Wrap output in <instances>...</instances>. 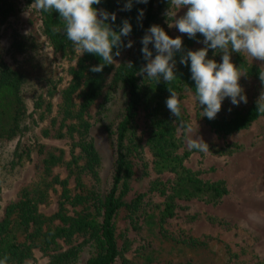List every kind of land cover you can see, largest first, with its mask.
I'll return each instance as SVG.
<instances>
[{"label": "rangeland", "instance_id": "obj_1", "mask_svg": "<svg viewBox=\"0 0 264 264\" xmlns=\"http://www.w3.org/2000/svg\"><path fill=\"white\" fill-rule=\"evenodd\" d=\"M32 3L18 2L15 12L0 25L1 56L8 65L24 74L27 105L23 134L0 142V219L5 205L17 199L24 189L30 194L35 191L42 195L44 200L39 204V211L49 216L61 202L64 203L63 182L72 196H83L87 192L102 194L109 188L114 171L115 122L110 134V131L98 130V120L109 109L111 117L121 110L124 91L121 88L111 91L109 85L113 70L134 53L133 47H126L114 59L102 95L87 112L92 123L90 135L94 134L101 155L97 175L90 174L82 168V144L86 137L73 128L76 120L72 113L66 114L62 109V92L69 85L71 71L77 67L82 55L52 49L39 11L29 9ZM169 8L168 0L157 25L172 38L185 37L175 27H169L172 22L166 15ZM186 11V6L179 9L176 18ZM203 39L202 35L199 36L194 47L204 46L198 42ZM152 51L154 58L157 53L155 49ZM243 57L260 69L264 66V62ZM143 76L147 78L146 74ZM256 82L249 77L240 78L248 103L264 92V84ZM176 94L183 114L177 123V136L181 140L179 151H190L184 164L204 181L223 180L228 192L217 202L176 199L174 215L163 223L149 216L161 210L164 198L150 191V185L154 181L171 185L174 175L153 170L152 152L146 143L147 118L140 110L135 120V133L141 159L133 162L135 175L129 181L130 190L126 197L140 191L144 194L143 201L131 216L122 211L116 218L121 233L119 244L123 245V250L114 264H185L190 260L194 264H257L264 259V115L245 129L228 134L216 133L202 119L198 101L188 87ZM73 96L75 106L70 109L76 114L80 98L76 93ZM244 104L241 102L235 106L230 98H225L222 106L231 110ZM186 123L196 131L194 138L209 145L207 153L188 147L190 133ZM22 144L26 145L28 156L25 154L18 160L14 151ZM50 155H55V159L46 164L45 159ZM64 205L70 214L72 210L81 209V205L72 207L69 202ZM191 238H197L201 243L186 242ZM81 240V237L71 239L72 243ZM60 244L64 248L69 246L68 243ZM32 252V257L25 259L23 264H48L51 251L34 247ZM81 257L85 259L86 252H82Z\"/></svg>", "mask_w": 264, "mask_h": 264}, {"label": "trees", "instance_id": "obj_2", "mask_svg": "<svg viewBox=\"0 0 264 264\" xmlns=\"http://www.w3.org/2000/svg\"><path fill=\"white\" fill-rule=\"evenodd\" d=\"M34 2V0H0V25L16 10L18 2ZM127 0H101L94 5L100 11L116 14L115 22L107 21L115 31H119L122 21L127 19L132 25V32L128 37L122 38L124 45L128 41L133 42V56L121 63L113 70L112 65H105L100 73L90 71L92 66L102 63L100 57L95 54L84 53L77 62V67L71 71L72 78L69 85L63 90L64 101L62 109L64 113L73 115L76 120L73 125L80 134L86 137L82 144V168L90 174L97 175L101 163V155L95 145L94 134L90 135L92 123L89 122L87 112L89 108L102 95L107 75L112 72L110 89L121 88L125 94L123 106L114 116L109 112L99 120L98 130L110 131L114 123L115 156L114 171L111 177V185L101 193L87 192L85 195L70 194V189L63 182L62 197L64 203L59 204L58 209L52 215H44L39 211V204L43 202L42 195L25 189L20 196L7 203L0 219V258L9 257L8 264H23L25 259L32 257V250L38 247L42 251H51L48 264H114L120 256L123 245L119 244L121 233L116 226V218L119 213L126 211L132 214L143 201V193L135 191L130 197H126L130 190L129 181L134 172L133 162H140L139 142L135 133V120L140 110L144 111L147 118L146 143L153 156V170L156 173L171 172L174 175L171 185L165 181H154L149 190L163 196L162 208L159 212L151 214L159 223L174 215L176 199H200L206 202H217L227 192L228 188L223 180L213 182L204 181L194 171L184 164V159L190 151L180 152L181 140L177 136V123L183 118L173 116L166 107V99L170 96L169 88L177 92L188 87L195 95V81L191 78L190 61L188 65L180 63L181 57L189 50H199L202 47H194V43L201 34L197 33L195 39L187 35L182 38L183 51L174 56L176 79L170 84L161 77L159 82L144 78L140 74L146 65L141 49L142 37L146 30L157 25L161 12L168 0H149L147 4L135 3L130 11H122ZM144 10L142 20L138 21L139 10ZM40 19L43 30L54 51L73 53L74 47L64 33V24L60 20L58 12H42ZM58 28L59 31H53ZM149 48L153 50L150 44ZM126 49L114 48L120 54ZM223 53L209 49L208 59L222 62ZM118 56H114L116 59ZM232 62L237 68L246 72L243 76L261 82L259 78L260 68L248 63L240 53L232 52ZM258 82H256L258 84ZM80 98L76 114L71 111L75 106L74 94ZM258 98L244 104L240 108L223 109L214 120L203 117L201 112L205 106H200V115L204 122L216 133L228 134L247 128L254 120L264 115L257 111ZM199 104V103H198ZM27 105L25 102L24 74L16 68L8 65L0 53V142L15 139L23 134L26 127ZM96 121V120H95ZM97 122V121H96ZM90 135V136H89ZM89 136V137H88ZM88 137V139H87ZM22 144L15 149L16 159L21 160L26 154L27 147ZM55 159V155L46 157L49 164ZM69 202L72 207L81 205L80 210H72L69 213L64 205ZM151 218V219H152ZM57 221V222H56ZM82 238L81 241L72 243L71 239ZM193 243H201L197 238H191ZM60 243L69 244L64 248ZM207 243L204 237V244ZM229 250V249H228ZM82 252H86V258L82 259ZM185 264H194L191 260ZM264 264V259L257 262Z\"/></svg>", "mask_w": 264, "mask_h": 264}, {"label": "clouds", "instance_id": "obj_3", "mask_svg": "<svg viewBox=\"0 0 264 264\" xmlns=\"http://www.w3.org/2000/svg\"><path fill=\"white\" fill-rule=\"evenodd\" d=\"M149 0H135V3L147 4ZM170 8L166 15L171 19L169 27H175L181 34L195 39L197 33L204 39L205 47L199 50H189L181 57L180 63L188 65L190 61L191 78L195 81V97L200 106H205L201 112L203 117L214 120L221 111L225 98H230L233 105L241 102L247 104L248 98L240 84V78L246 72L237 68L231 60V53H240L247 59L264 62V0H169ZM101 0H34L29 9L42 12H58L64 24V33L71 41L74 50L80 56L84 53L95 54L102 63L92 66L90 71L100 73L105 65L115 63L113 49L122 46L131 48L132 41L124 45L122 38L132 32L131 23L125 19L119 31H115L107 21L116 20L115 13L100 11L93 7ZM187 7L186 13L176 18V13L182 7ZM133 0H127L122 11H130ZM144 10H139L138 21L142 20ZM53 31H59L53 28ZM141 52L146 65L140 74L148 79L159 82L162 77L170 84L176 79L174 72V56L183 51L181 37H170L163 28L152 25L141 39ZM152 45L156 51L149 48ZM209 49L222 52V62L208 59ZM259 78L264 84V66L261 67ZM170 96L166 99L169 112L181 117L180 101L175 91L169 88ZM257 111L264 114V92L257 100ZM185 127L190 133L188 147L207 153L209 145L202 139L194 138L195 130L190 123ZM9 257L0 258V264H8Z\"/></svg>", "mask_w": 264, "mask_h": 264}]
</instances>
